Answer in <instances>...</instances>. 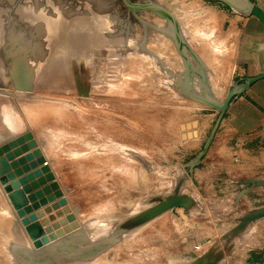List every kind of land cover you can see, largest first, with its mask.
<instances>
[{"label":"water","instance_id":"obj_1","mask_svg":"<svg viewBox=\"0 0 264 264\" xmlns=\"http://www.w3.org/2000/svg\"><path fill=\"white\" fill-rule=\"evenodd\" d=\"M242 15L256 17L264 29V12L250 0H221ZM163 13L154 0H0V264H218L221 251L192 260L181 256L180 243L195 238L167 219L177 207L194 205L204 216L232 217L230 193L210 199L211 180L219 168L204 162L227 105L264 73L234 83L223 98L202 78L198 101L218 116L194 159L163 157L156 149H129L89 142V149L37 146L31 132L13 136L5 119L7 104L106 108L87 97H46L30 93L49 54L62 51L75 37L109 32L118 17L121 40L134 55L141 42L128 30L132 14L142 9ZM175 26L169 15H162ZM78 88L80 87L77 78ZM245 184L264 186V179ZM244 190L239 193L241 195ZM264 218V206L239 218L234 230ZM222 244V248H223Z\"/></svg>","mask_w":264,"mask_h":264},{"label":"rangeland","instance_id":"obj_2","mask_svg":"<svg viewBox=\"0 0 264 264\" xmlns=\"http://www.w3.org/2000/svg\"><path fill=\"white\" fill-rule=\"evenodd\" d=\"M154 2L163 13L154 15L146 8L128 21L132 41L141 42V55H134L130 44L120 41L118 17H109V32H101V40L95 35L93 48L86 37H75L62 51L49 54L30 91L46 97H90L103 101L106 108L72 111L74 106L44 105L34 111L29 102L7 104L5 119L13 121L7 124L10 133L31 132L38 147L43 135L37 137V133L50 132L47 145L66 149L88 150L89 142L103 147L109 143L129 149H156L167 158L194 159L207 137L195 152L183 150L182 143L197 136L195 122L183 121L211 109L196 100L194 90L203 91L201 77L212 81L225 57L226 26L213 11L232 9L221 0ZM162 15L171 16L175 26ZM220 23L212 31L211 25ZM123 138L130 140V146L117 140ZM245 185L210 188V199H222V193H230L232 217L204 216L194 205L177 207L167 215L183 231L195 233V238L181 242V256L195 260L220 249L218 264H264V218L234 232L239 218L264 206V186ZM244 190L247 192L239 195Z\"/></svg>","mask_w":264,"mask_h":264},{"label":"crops","instance_id":"obj_3","mask_svg":"<svg viewBox=\"0 0 264 264\" xmlns=\"http://www.w3.org/2000/svg\"><path fill=\"white\" fill-rule=\"evenodd\" d=\"M250 1L264 12V0ZM213 13L226 26L225 57L212 81H208L211 93L220 99L232 84L264 73V29L256 17L244 16L234 9ZM220 25H211L212 31ZM194 91L203 95L200 89ZM217 116L218 111L210 109L185 119V123L195 122L197 136L184 141L183 150H198ZM202 161L219 168L221 178L211 180L212 188H240L246 186L247 180L264 179V77L233 95Z\"/></svg>","mask_w":264,"mask_h":264},{"label":"bare ground","instance_id":"obj_4","mask_svg":"<svg viewBox=\"0 0 264 264\" xmlns=\"http://www.w3.org/2000/svg\"><path fill=\"white\" fill-rule=\"evenodd\" d=\"M209 19H210V17H209ZM188 23V22H187ZM65 70V69H64ZM94 91H96V89H94ZM110 92V91H109ZM115 92V91H114ZM95 96V95H94ZM111 97H112V95H110ZM96 97V96H95ZM110 97V99H112ZM90 98V97H89ZM99 98V97H98ZM113 100H114V98H113ZM107 125V124H106ZM108 126V125H107ZM105 127V126H104ZM109 127H111V126H108V128ZM102 128V127H101ZM44 129V128H43ZM47 130V129H46ZM52 130V129H51ZM51 130H49V131H51ZM57 130V129H56ZM54 131V130H53ZM58 132H60L61 130H57ZM63 131V130H62ZM46 132V131H45ZM56 132V131H55ZM61 133V132H60ZM63 133V132H62ZM47 134H50V132L49 133H47ZM54 134V133H53ZM56 134V133H55ZM69 134V133H68ZM53 136V135H52ZM54 136H56V135H54ZM116 137V136H115ZM58 138V137H57ZM118 138V137H117ZM81 139H83V138H81ZM113 139V138H112ZM124 139V140H123ZM122 140L121 139H117V140H120V141H122V142H120V143H124V142H126V143H129V144H126V143H124V144H126V145H129L130 146V144H131V142H130V140L129 139H127V138H123ZM124 141V142H123ZM132 141V140H131ZM98 142V141H97ZM133 142H134V140H133ZM133 142H132V144H133ZM73 143V142H72ZM79 143V142H78ZM71 144V143H70ZM118 144V143H117ZM83 145V144H82ZM128 147V146H127ZM131 147H133V146H131ZM202 217V216H201ZM171 218V217H170ZM193 218V217H192ZM197 221V220H196ZM215 221V220H214ZM197 223V222H196ZM205 223V222H204ZM209 223V222H208ZM203 225V224H202ZM209 225V224H208ZM200 227V226H199ZM202 227V226H201ZM205 227H206V225H205ZM213 227V226H212ZM204 228V227H203ZM205 229V228H204ZM203 229V230H204ZM198 230V229H197ZM200 230H201V228H200ZM213 230V229H212ZM211 230V231H212ZM226 231H227V229H226ZM198 232V231H197ZM200 233H201V231H200ZM224 234V233H223ZM198 236H199V234H197ZM238 237V236H237ZM244 239V238H243ZM184 241V240H183ZM186 241V240H185ZM218 242V241H217ZM185 243H187V242H185ZM181 244V243H180ZM232 244V243H231ZM183 246V245H182ZM186 246H189L188 244L186 245ZM181 247V246H180ZM233 257V256H232Z\"/></svg>","mask_w":264,"mask_h":264}]
</instances>
